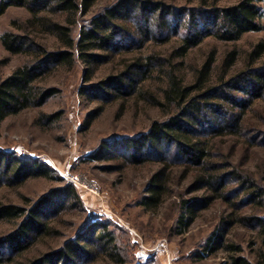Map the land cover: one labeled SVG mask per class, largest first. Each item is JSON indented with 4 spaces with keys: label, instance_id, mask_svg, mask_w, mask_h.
Returning <instances> with one entry per match:
<instances>
[{
    "label": "rangeland",
    "instance_id": "rangeland-1",
    "mask_svg": "<svg viewBox=\"0 0 264 264\" xmlns=\"http://www.w3.org/2000/svg\"><path fill=\"white\" fill-rule=\"evenodd\" d=\"M115 1L98 0L89 14L79 17L74 37L78 38L81 25L88 24L93 15ZM165 1L176 6L196 7L201 0ZM238 1L221 0L218 4L226 6ZM258 3L263 13L261 30L247 32L237 41L209 35L183 58L172 59L177 65L176 73L184 78L185 84L196 81L198 71L213 53L216 61L209 77L212 82L220 76L223 60L233 49L239 54L231 73L246 66L248 52L264 40V0ZM30 17L29 10L21 6H11L0 15V78L30 60L28 55L7 51L1 38L6 31H25ZM37 37L49 49L62 46L50 33L39 32ZM180 39L173 37L166 43L148 41L142 47L118 53L96 70L91 81L87 79V65L81 59H76L72 67L60 65L41 81L43 87L58 88L57 94L43 106L11 115L0 124L1 150L22 161L42 163L50 173V176H22L19 180L14 177L11 182L8 176L1 175L0 203H14L30 209L44 195L70 184L79 195L74 198L56 193V205L61 209L50 218L54 232L41 237L30 249L14 258L15 262L40 258L71 240L76 241L79 235L92 237L96 226L104 223L115 235L116 245L106 247L102 242L100 251L92 252L82 264H233V258L239 255L252 264H264V230L254 220L226 225L225 244L241 247L240 252L228 250L223 244L217 245L214 251L208 249L210 239L221 232L222 222L229 219L234 206H237L238 216L264 217V203L246 198L235 177V172L247 175L264 187V98L257 100L247 113V121L256 127L254 130L247 126L242 133L228 130L221 135L213 131L205 136L211 140L210 161L214 166H225L224 180L229 183L225 192L229 198L218 197L204 204L200 198L212 196L211 190L193 189L198 172L191 171L184 176V171L195 166L185 156L178 155L175 148L167 146L163 153H158L149 147L148 153L137 157L130 154L128 159L116 155L126 153L124 141L141 137L155 120L168 117L170 107L165 111L145 98L149 94L163 98L168 73L156 69L142 82L138 93L127 98L114 96L103 100L82 92L90 85L119 74L138 57L158 54L160 58L170 59L182 44ZM8 57L9 61L3 62ZM99 107L104 110L91 121V113ZM45 113L58 115L54 121L47 122L41 117ZM105 145L116 149L115 153L103 154ZM165 165L169 167L166 171L169 182L164 186L160 202L150 208L146 202L154 195L153 177ZM186 200L197 208L194 218L188 212L192 204L186 205ZM183 218L186 225L182 224ZM16 223L0 222V237L13 231ZM5 251L6 256L12 254V250Z\"/></svg>",
    "mask_w": 264,
    "mask_h": 264
},
{
    "label": "trees",
    "instance_id": "trees-1",
    "mask_svg": "<svg viewBox=\"0 0 264 264\" xmlns=\"http://www.w3.org/2000/svg\"><path fill=\"white\" fill-rule=\"evenodd\" d=\"M97 1L0 0V15L11 6L25 7L31 13L25 31H6L1 37L7 51L28 55L30 60L17 66L8 76L0 78V124L11 115L43 106L57 94L58 88L43 87L41 81L60 65L72 67L76 59H81L87 65V79L91 81L96 70L118 53L132 51L148 41L166 43L173 37H179L182 44L174 50L170 59L160 58L158 54L138 57L119 74L90 85L82 92L103 100L114 96L127 98L138 93L142 82L156 69L168 73L169 81L163 89V98L153 94L145 97L165 111L170 107L168 117L155 120L141 137L124 141L126 153L116 155L128 159L131 158L130 154L137 157L148 153L149 147L159 153L170 146L195 166L184 171L186 177L191 171L198 172L193 189L211 190L212 196L201 197V202L209 204L218 197L229 198L225 192L229 186L224 180L225 166L212 164L211 140L205 136L213 131L223 135L228 130L242 133L247 126L250 130L256 128L247 121V113L257 100L264 98V40L251 48L246 66L235 73H231V69L239 52L236 49L229 51L215 82L209 79L216 61L215 53L198 71L197 79L192 84H185L184 78L176 73L177 65L173 64L172 59L183 58L209 35L225 41H237L247 32L261 30L263 13L258 0H240L226 6L218 4L221 0H201L196 7L176 6L165 0H116L93 15L88 24L81 25L79 36L75 38L73 30L79 17L89 14ZM56 16L64 19H57ZM39 32L54 35L62 46L49 49L38 39ZM8 61L9 57L3 60ZM167 67L170 68L168 71ZM141 94L143 96L144 92ZM103 110L104 107L96 108L90 115L91 121ZM57 115L45 113L41 117L52 122ZM110 151L115 153L116 149L105 145L101 152L108 154ZM168 168L165 165L153 177L154 195L146 202L150 208L158 204L165 193L164 186L169 182ZM1 175L8 176L11 182L14 177L19 180L22 176H50V173L42 163L22 161L20 157L0 149ZM235 177L246 198L250 197L252 202L258 204L264 203V187L247 175L235 172ZM57 192L79 198L76 188L70 184L44 195L30 209L14 203H0V222H18L13 231L0 237V264L15 262L14 258L30 249L41 237L54 232L50 218L61 209L56 205ZM185 204H192L188 212L194 218L197 213V208L192 207L194 203L186 200ZM236 207H233L235 210L229 219L225 218L222 222L221 232L210 239L209 250L214 251L219 244L234 252L242 250L237 245L225 244L226 225L254 220L264 230V217L238 216ZM181 221L186 225L185 218ZM96 227L92 237L79 235L76 241L71 240L56 251L29 262L16 261L15 264H82L92 252L100 251L102 242L106 247L116 245L115 235L107 225L99 223ZM5 250H12V254L6 256ZM233 264L252 263L239 255L233 258Z\"/></svg>",
    "mask_w": 264,
    "mask_h": 264
}]
</instances>
